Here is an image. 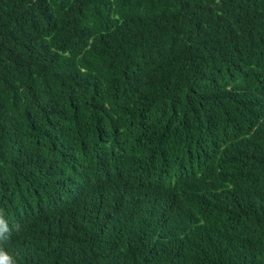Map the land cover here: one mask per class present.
<instances>
[{"label":"trees","instance_id":"obj_1","mask_svg":"<svg viewBox=\"0 0 264 264\" xmlns=\"http://www.w3.org/2000/svg\"><path fill=\"white\" fill-rule=\"evenodd\" d=\"M9 264H264V0H0Z\"/></svg>","mask_w":264,"mask_h":264},{"label":"clouds","instance_id":"obj_2","mask_svg":"<svg viewBox=\"0 0 264 264\" xmlns=\"http://www.w3.org/2000/svg\"><path fill=\"white\" fill-rule=\"evenodd\" d=\"M8 232V226L5 220L0 217V242L6 241L8 237L5 233ZM0 264H9V258L0 253Z\"/></svg>","mask_w":264,"mask_h":264}]
</instances>
